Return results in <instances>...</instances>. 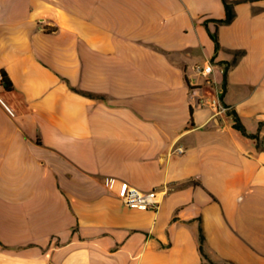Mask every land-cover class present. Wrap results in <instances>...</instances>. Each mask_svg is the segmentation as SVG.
Returning a JSON list of instances; mask_svg holds the SVG:
<instances>
[{"label": "crops", "instance_id": "obj_1", "mask_svg": "<svg viewBox=\"0 0 264 264\" xmlns=\"http://www.w3.org/2000/svg\"><path fill=\"white\" fill-rule=\"evenodd\" d=\"M228 1L0 0V264H264V0Z\"/></svg>", "mask_w": 264, "mask_h": 264}, {"label": "built area", "instance_id": "obj_2", "mask_svg": "<svg viewBox=\"0 0 264 264\" xmlns=\"http://www.w3.org/2000/svg\"><path fill=\"white\" fill-rule=\"evenodd\" d=\"M198 72L202 77L209 80L211 74L213 73V66L211 64H207L203 68H199ZM4 81L5 75L2 71H0V90L5 89ZM201 104L207 105L217 114L226 112V108L222 106L220 101L216 98L203 99ZM177 151L181 153L182 149ZM120 197L126 206L138 208L140 210L156 211L160 205V193L157 190L144 192L127 183L121 184Z\"/></svg>", "mask_w": 264, "mask_h": 264}, {"label": "trees", "instance_id": "obj_3", "mask_svg": "<svg viewBox=\"0 0 264 264\" xmlns=\"http://www.w3.org/2000/svg\"><path fill=\"white\" fill-rule=\"evenodd\" d=\"M223 4H224L225 10H226V19L222 20V21H217V23L223 24V25H228V24L232 23L233 20L235 19L234 3H231L228 0H223ZM212 39L215 42L216 50L218 51L219 42H218L217 36L216 35H212ZM240 55H241V53H238L237 57L240 56ZM235 62H236V60H235ZM225 77H227V70H225ZM4 85H5V89L6 90H12L13 89V86H12L11 82L9 81V79L6 76H5ZM73 90L75 92H77V93L82 94V95L93 97V95H91V94H87V93L78 91L76 89H73ZM231 116L234 119V128L237 131H239L244 137L252 139V140H255L256 143H257V147L259 149L264 147L263 141L261 140L259 134H249L247 132L246 128L244 127V125L242 124L239 116L235 112H232ZM263 126H264V123H261L260 127H263ZM204 242H205V235H204L203 229L201 228L200 229V244H201V248L200 249H201V252L203 254V257L207 260V257L205 256L204 251H203Z\"/></svg>", "mask_w": 264, "mask_h": 264}]
</instances>
